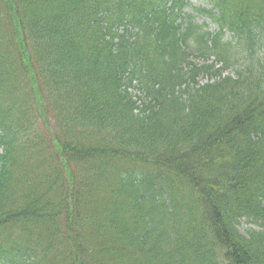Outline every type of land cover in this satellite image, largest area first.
<instances>
[{"label":"trees","instance_id":"16d2710c","mask_svg":"<svg viewBox=\"0 0 264 264\" xmlns=\"http://www.w3.org/2000/svg\"><path fill=\"white\" fill-rule=\"evenodd\" d=\"M204 1L218 32L187 0H0V264H264V0Z\"/></svg>","mask_w":264,"mask_h":264},{"label":"rangeland","instance_id":"374dc122","mask_svg":"<svg viewBox=\"0 0 264 264\" xmlns=\"http://www.w3.org/2000/svg\"><path fill=\"white\" fill-rule=\"evenodd\" d=\"M190 3H192V5H189V6H187V7H184V9H183V11L185 12V13H192V14H194L195 15V21H199L200 23H203L204 21L205 22H207V23H209L210 24V26H208L206 29H205V31H208V30H211V31H215L216 30V27H215V25L213 24V22H212V20H210V19H208V18H206V17H204V16H202V15H200L199 13H197V12H193L192 11V6H195V5H202V6H205V7H209L205 2H203V1H201V0H188ZM224 40H227V36L226 37H224ZM199 49H201V48H198L197 47V49L194 51V55H200V52H199ZM190 60H194V59H190ZM204 61L205 60H203V59H198L197 61H196V63H198V64H203L204 63ZM212 61H214V59H212L210 62H212ZM218 66H220V64H218ZM200 81H206L207 80V76L205 75H201L200 77ZM134 93H136V92H134ZM137 95V94H136ZM58 148V147H57ZM246 223L247 222H245V220H242V222H241V225H240V228H241V230H244L245 229V227H246ZM69 224V223H68ZM70 225V224H69Z\"/></svg>","mask_w":264,"mask_h":264}]
</instances>
